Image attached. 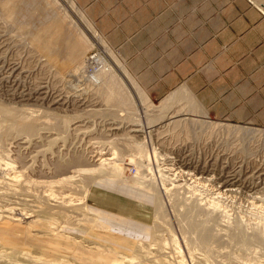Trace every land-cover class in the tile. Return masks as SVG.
<instances>
[{
  "label": "rangeland",
  "instance_id": "374dc122",
  "mask_svg": "<svg viewBox=\"0 0 264 264\" xmlns=\"http://www.w3.org/2000/svg\"><path fill=\"white\" fill-rule=\"evenodd\" d=\"M5 1L6 0H0V5ZM57 1L59 2L58 5L50 7L48 12L47 10L46 12L42 11V7H44L45 3L44 0L17 1L20 5L24 4L23 7L21 5L20 8L22 12L19 10L20 13L17 12L10 19L4 15L0 8V109L5 111H21L22 113L24 112L23 114H26L28 111L33 113L38 112L39 115H41L42 112H52L55 116H58L60 120L69 118L72 126H70V130H68L70 135H64L65 137L63 135L58 136V134L62 132L59 131L58 133L55 131V139H57V141L55 140V145L44 143V145L42 144L43 146L21 145L18 146L19 148L17 144H12V141L8 140L10 143L6 142V145L5 143L3 144L4 146L0 145V162L6 158L12 160L18 154L19 158L22 160L17 159V161H15V157L12 161L17 162L15 166L20 169L23 168L22 165L25 166L24 169H22L24 174L23 180L27 182L28 179L31 178L33 181H40L41 178L39 180L37 177L39 178L42 176L41 172L46 174L49 173L50 175L52 171L54 172L53 168L57 163H65L73 156L85 155V157H89L91 155L93 156V154L94 156H98L100 153L103 154V152L114 149L118 151L115 162L121 165L124 164L122 168L125 169L126 175H113V169L107 167L105 170L107 174L96 173L93 174V177L89 175L92 181V183L88 181L91 183H87L89 187L85 186L83 180L79 178L77 180L79 183L77 186L80 185L83 190L78 187L80 188L78 191L75 189L73 194L69 195H74V198L72 197V199H70H74V202L77 204H80L78 201L81 200L83 206L74 207L75 209L73 210H63L61 208L62 206L56 203L61 202L58 200L50 203L60 208L48 207L42 203L43 201L38 197H41L44 195L45 191H47L42 185L32 183V186H29L28 184L26 186L27 188L29 186V191L27 190L29 192L28 194L27 191H20L21 189L19 187H10L11 189L7 187L8 190L0 180V215L4 207L9 205L8 207L10 208L21 207L24 210L27 208L26 212L33 214L36 220H40L37 221V224L29 225L30 223H27L25 225V223H9L0 218V250L2 252L4 251V253L6 252L5 254L7 256H10L8 264H105L108 261L118 260L121 257L128 258L130 262L128 264H131V261H133L132 264H157L152 259H146L144 251H150L155 256H162L170 263L177 262L178 260H185L184 263L186 264H264L263 247L261 249V246L256 243L246 247L240 244L238 246V244L234 245V243H231L230 239H228L230 234H233V232L240 227L242 230L245 228L244 232L248 235L260 233L264 239V207L262 206L264 203V128L251 125H234L233 123L229 124L230 122L212 121L193 103L177 107L175 105L176 108L172 111L166 110L162 112L160 109L158 110L159 105H155L151 102L153 104L152 108L146 109L147 107H143L145 109L138 112L139 115L137 119L141 121L143 128L145 126V128H149L154 127L153 125L161 126L168 120L169 116L172 114L176 115V120L170 121L169 127H161L160 130L162 133H158L157 136L154 134V137L151 138L153 144H155L154 141L157 139H164L170 140L175 146L171 144L172 148L157 154L156 156L158 157L156 159L153 158L148 160L140 158L135 151H131L132 149H130V145H133L132 142H134L131 136L141 135L146 137V134H131L126 137L127 141H123V143H120L121 141L119 143L114 142V140L119 138L125 131V127L127 126L125 123L128 122V115L123 113L120 109L107 107V104L104 102V95L102 93L100 95L99 91L97 93V90L82 77L83 75H80L82 74L80 73V63H75L70 67L61 69L58 64L56 65L51 61V58H54L62 63L67 58V43L69 40L84 33L93 42L94 48L88 52L85 59L89 60L88 62L91 63L93 62L90 60L91 55H97L96 58L102 55L105 56L118 74L123 77L125 83L135 97H137L136 90L132 87L129 80H127L128 77L126 79L120 69V65L125 66L124 63L109 46L107 48L109 50L111 49V53L116 55L115 57L120 60L119 62H121V64L118 65L111 56L104 52L103 43L106 41L97 31L93 33L87 28L82 20V17L86 19L87 17L77 6L76 2L74 0ZM52 11L53 14H51ZM60 14L68 16L65 33H62L59 37H54L52 54L47 56L38 48L35 49L36 47L31 43L33 42L32 33L34 34L37 29H41V26L53 25V15L56 18L57 16H61ZM105 45H107V43ZM94 66H96V64ZM13 68L22 70L24 74L22 73L20 77L15 76L14 73H12V70H15ZM86 70H88L86 75L88 76L92 74L96 68L89 67ZM133 80L136 82L134 78ZM141 90L144 92L143 89ZM39 91H41L40 94L43 92L47 94V99L44 101L45 103L42 102L43 104L32 100L27 102L15 98L20 93L24 94V92L25 94L31 93L33 96H36ZM52 99H56L54 106L50 103ZM56 102H60V104L65 103L66 106L60 107L56 105ZM25 106L26 108H24ZM34 106L37 109L33 108ZM27 107L31 108L29 109ZM88 111L93 112L91 113ZM195 123H199V125ZM73 124H75V127L76 125L79 127L75 131L76 133L72 131L73 128H75ZM215 124L223 128H217ZM225 126L239 128L242 131L243 129L245 130L241 135L235 136L230 134L231 136H229V134L224 131ZM114 128L117 129L114 131ZM165 130H167V132H164ZM210 130H212V134L215 137H213ZM257 130H259L261 135L263 133V136L260 138L258 136L256 138L253 134H250L252 132H257ZM112 133L114 136H112ZM115 133H117V135H115ZM159 134H161V137H159ZM115 136L116 138H114ZM52 137H54V135H52ZM140 139H143V137H140L139 140ZM239 139L242 141L240 142ZM234 142L237 143L235 144ZM239 143L241 145H239L238 148L237 144ZM156 147L158 148L159 146L156 145ZM37 148L39 149L37 150ZM89 152H93V154ZM6 153L9 155H6ZM111 153L110 151V154ZM32 157H34V159ZM183 157H187L186 160L188 161L191 160L193 162L195 160L196 166L199 164L198 167L200 168L206 167V172H211V175H197L193 165L188 168H186L187 166L184 167L183 164L185 163L182 162ZM23 159L26 161L24 162ZM129 160L132 161V164L129 163ZM22 161L24 164L21 163ZM18 163H21V165ZM181 165L183 168H181ZM166 168H170L171 170L168 171ZM38 170H40V173ZM184 170L190 171L191 174L194 173L195 176L194 174L192 176L184 175L182 173ZM232 171L236 174H241L240 178L242 180L248 179L249 182L248 184L241 185V187H236L237 193L233 192L232 194L228 192V194L226 191L227 188L224 187L223 182L218 179L221 178L222 174L225 175V173ZM213 175L215 176L213 177ZM245 175L248 177L246 178ZM259 175L262 176L258 180L257 177ZM199 177L209 179L212 177V179L211 181L197 180ZM195 180L200 183L194 182ZM203 181H205V183ZM177 184L183 185L182 188L180 187L181 189L178 188V190L176 188L174 189ZM34 185L36 186L30 189V187ZM164 188H173V190L168 192L165 191ZM42 190L43 194L41 193ZM14 191L17 192L15 193ZM34 193L36 195H34ZM5 198H8L7 201ZM38 199H40V202ZM190 202H198L201 204H205L206 202L210 204L214 202L220 205L218 208V210L221 209L220 213H218L220 217L214 212L216 210L212 208L210 210L211 212L213 211L215 215L212 213L213 215L211 214L210 218H208L209 216H200V219L203 221L210 223L212 220L211 225H208L216 228L217 232L218 230H220V232L222 230L221 234H219V238L224 236L223 239H220L219 244H214L210 247L211 251H206L197 243L189 245V241L187 240L189 239V235L183 230L182 213H184L186 209L185 206ZM159 203L162 204L163 207L164 215L162 216L155 212L156 205ZM213 217L216 218L217 222L219 218L221 221L213 223ZM96 220L101 221L103 225H105V229L101 231L95 229ZM244 224L246 225L245 227ZM52 231L55 232V237H52V235L49 236ZM226 232L229 235H227ZM37 233H42L45 236L40 234V238L37 236ZM226 238L228 240H225ZM71 239H76L80 241L81 244ZM139 245L143 247L142 250ZM90 247L94 248V250H90L92 249ZM160 247L161 249L159 250L158 248ZM258 247H260V249ZM14 251L16 252L14 253ZM22 254H29V257L25 260V258H22L24 257ZM33 256L34 258L36 256L38 259L40 258V261L34 263L32 261Z\"/></svg>",
  "mask_w": 264,
  "mask_h": 264
},
{
  "label": "crops",
  "instance_id": "0c3cea01",
  "mask_svg": "<svg viewBox=\"0 0 264 264\" xmlns=\"http://www.w3.org/2000/svg\"><path fill=\"white\" fill-rule=\"evenodd\" d=\"M74 1L152 103L264 128V0Z\"/></svg>",
  "mask_w": 264,
  "mask_h": 264
},
{
  "label": "bare ground",
  "instance_id": "6f19581e",
  "mask_svg": "<svg viewBox=\"0 0 264 264\" xmlns=\"http://www.w3.org/2000/svg\"><path fill=\"white\" fill-rule=\"evenodd\" d=\"M17 1H20V0H6L4 3H1L0 5V8L2 10V12L4 13V15L10 19L11 17H13L17 12H19V10L21 11V5L20 3H18ZM23 2V1H22ZM44 7H42V11L48 12V9L50 7H54V6H57L58 5V1L57 0H44ZM43 4V3H42ZM24 5V4H23ZM22 5V7H23ZM43 6V5H42ZM77 9V8H76ZM75 9V10H76ZM53 10V9H52ZM22 12V11H21ZM56 12V10H55ZM59 12V11H57ZM63 12V11H62ZM20 13V12H19ZM51 14H53V11L51 12ZM58 14V13H57ZM56 14V15H57ZM65 14V13H64ZM55 15V14H54ZM53 15L52 19H53V25L51 26H44L42 27L41 26V29H37L36 32L33 34L32 33V41L31 43H33L34 47H36L35 49H39L43 54H46L47 56L48 55H51V51L53 49V46H54V37H59L62 35V33H65V26H66V20L68 18L67 15H61V16H57L55 18V16ZM18 16V14H17ZM82 20L84 21V23L86 24L87 28L92 31L93 33H95V29L93 27V25L89 22V20H87L85 17H82ZM69 22V21H68ZM70 23V22H69ZM72 23V22H71ZM73 24V23H72ZM69 25V24H68ZM3 27V26H2ZM71 27V26H70ZM69 27V28H70ZM71 30V29H69ZM68 30V31H69ZM67 31V32H68ZM79 32V31H78ZM97 33V32H96ZM67 34V33H66ZM74 34V33H73ZM68 35V34H67ZM66 35V36H67ZM98 36V35H97ZM68 37V36H67ZM76 37V36H75ZM102 39V38H101ZM2 43V42H1ZM103 43V42H102ZM105 43H103V46H104V52H106V54H108L109 56H111L116 63L121 64V62H119L120 60H118L115 56L116 55H113V53H111L112 51H110L107 47L108 45H105ZM16 45V43H15ZM67 47H68V51H67V58L62 62H58L57 60H55L54 58H51V61L53 63H55L56 65L58 64L59 67L61 69H64L65 67H70L72 64H75V63H80V69H81V72L82 74L80 75H83L82 77L84 79H86L87 82H89V84L91 86H93L96 90H97V93L99 91L100 95L101 93L104 95V102L105 104H107V107H114L112 109H120L123 113H125L126 115H128L127 119H128V122H126L125 124H127V126L125 127V131L123 132V134L117 138L116 140H114V142H120V143H123V141H127V138L129 135L131 134H139V133H144L146 134V137L144 136H141V135H132L131 136V139L134 140V142H132L133 145H130V146H127V147H130V149H132L131 151H135L137 153V155L140 156V158H143V159H148V160H151V159H156L158 156H156L157 154H160L162 153L163 151L165 152L166 149H169V148H172L171 147V144L172 142L170 140H164V139H157L154 141L155 144L152 143V137H154L153 135L155 134V136H157L158 133L161 132V127H169V123H171L170 121H175V116L174 114H172L171 116L168 117V120L161 126H156V125H153L154 127H149V128H143V126L141 125V121L137 119L138 115H139V111L140 110H143L145 108L143 107H147L146 109H150L152 108L153 104L151 103V101H149V98L147 97V95L140 89V87L137 85V83L133 80V78L129 75V73L127 72V70L125 69V66L123 65H120V69L122 71V73L124 74V76L128 77V80L130 82V84L132 85V87L136 90L137 92V97H135V95L133 94V92L130 90V88L128 87V85L125 83V80L123 79V77H121L118 72L116 71V69L109 63V61L107 60V58L105 56H99L97 58L94 59L93 62H88L89 60H86L85 57L87 56L88 52L93 48V42L88 38V36H86L84 33H82L81 35H79L78 37L76 38H71L69 40V42L67 43ZM34 51V50H33ZM37 51V50H35ZM39 52V51H38ZM41 53V54H42ZM54 54V53H53ZM14 55V54H13ZM35 55V54H34ZM55 56V55H54ZM3 60V59H2ZM14 61V60H13ZM29 62V61H28ZM6 63V62H5ZM96 64V66H94ZM79 66V65H78ZM94 66L96 68V70L94 72H92V74L87 75V71L86 70L87 68L91 67V68H94L92 67ZM15 70H12L14 73L15 76H21L23 71L20 70V69H16V68H13ZM79 69V68H78ZM33 71V70H32ZM43 71V70H42ZM80 71V70H78ZM6 72V71H5ZM73 72V71H72ZM75 72V70H74ZM9 74V73H8ZM24 74V73H23ZM36 78V77H35ZM44 79V78H43ZM16 80V79H15ZM19 81V80H17ZM39 83V82H38ZM9 84V83H8ZM15 84V83H14ZM36 87V86H35ZM35 89V88H34ZM53 89V88H52ZM51 89V90H52ZM39 90V89H38ZM41 90V88H40ZM44 90V89H43ZM42 91V90H41ZM38 92V94L36 96H33V94L29 93V94H22L20 93L18 96H16L15 98L17 99H20V100H23V101H35V102H41V104H43L42 102L46 101V93L43 92L40 94V92ZM58 91V90H57ZM36 93V92H35ZM7 94V93H6ZM62 95V94H61ZM14 97V95H13ZM14 99V98H13ZM16 99V100H17ZM49 99V98H48ZM171 99V98H170ZM168 99V100H170ZM174 99V98H173ZM19 100V101H20ZM55 100L56 99H52V101H50V103L54 106L55 105ZM49 101V100H48ZM172 101V100H171ZM171 101H168V102H165L161 105H159L158 107V110L160 109V111H169L171 110L172 108H170L172 105H171ZM64 102V101H63ZM73 102V101H72ZM170 102V103H169ZM1 103V102H0ZM22 103V102H21ZM20 103V104H21ZM24 103V102H23ZM45 103V102H44ZM48 103V102H47ZM29 104V103H28ZM31 104V103H30ZM73 104V103H71ZM140 104V105H139ZM176 104V103H175ZM33 105V104H32ZM38 105V104H36ZM56 105L60 106V107H63V106H66L65 103H62L60 104V102H56ZM88 105V103H87ZM31 106V105H30ZM42 106V105H40ZM72 106V105H71ZM75 106V105H74ZM142 106V107H140ZM26 108V106L24 107ZM27 108H31V107H27ZM35 109H37L35 106L33 107ZM32 108V109H33ZM85 109V108H84ZM83 109V110H84ZM87 109V108H86ZM154 109V108H153ZM156 109V108H155ZM49 110V109H48ZM54 110V109H53ZM52 110V111H53ZM56 110V109H55ZM60 111V110H59ZM84 111H87V110H84ZM94 111V110H93ZM93 111H88V112H93ZM102 111V110H101ZM100 111V112H101ZM152 111V110H151ZM155 111V110H154ZM178 111V110H176ZM54 112V111H53ZM68 112V111H67ZM95 112V111H94ZM24 113V112H23ZM21 111H5V110H1L0 109V145H3L5 143L6 145V142L10 143L8 140H11L12 144H17V147L18 146H21V145H28V146H31V145H37V146H43L44 143L46 144H50V145H55V140L57 141V139H55V131H57L59 133V131H61L62 133H59L58 136H61V135H66V136H69L70 133L68 130H70V126H71V120L68 118V119H59L58 116H55L54 113L52 112H42L41 115L38 114V112H27L26 114H23ZM75 113V112H74ZM86 113V112H85ZM98 113V112H96ZM138 113V114H137ZM174 113V112H173ZM64 114V113H63ZM83 114V113H82ZM88 114V113H87ZM116 114V113H115ZM150 114V113H149ZM143 117V116H142ZM154 117V116H153ZM114 118V117H113ZM182 118V117H181ZM123 120V119H122ZM198 121V119H197ZM177 122V121H176ZM195 122V121H194ZM220 122V121H219ZM196 125H199V123H195ZM75 124H73L74 126ZM194 125V124H193ZM195 125V126H196ZM203 125V124H202ZM206 125V124H205ZM78 125H76L75 128H73L72 131H74V133H76L75 131L79 128L77 127ZM113 126V125H112ZM121 126V125H120ZM125 126V125H124ZM209 126H210V123H209ZM214 126V125H213ZM215 126L218 128L220 125H216ZM214 126V127H215ZM72 127V126H71ZM128 127V128H127ZM142 127V128H141ZM199 127V126H197ZM211 127V126H210ZM213 128V127H212ZM219 128H223V127H219ZM115 129L117 128H114V131ZM194 129V128H193ZM200 129V128H198ZM209 129V127H208ZM214 129V128H213ZM63 130V131H62ZM119 130V129H118ZM117 130V132H118ZM185 130V129H184ZM204 130V129H203ZM245 129H243L244 131ZM110 131V130H109ZM120 131V130H119ZM154 131V132H153ZM211 131V134H212V130ZM224 131L226 133L229 134V136L231 135H235V136H238V135H241V133H243V131L239 128H233V127H229V126H225L224 128ZM164 132H167V130H165ZM173 132V130H172ZM204 132V131H202ZM214 132V131H213ZM250 132V131H249ZM162 133V132H161ZM208 133V131H207ZM206 133V134H207ZM219 133V132H218ZM247 133V132H245ZM264 133V132H263ZM263 133L261 135V133L259 132V130H257V132H252L250 134H253L254 137L257 138V136L260 138L261 136H263ZM210 134V135H211ZM231 134V135H230ZM249 134V133H248ZM258 134V135H257ZM52 135H54V137H52ZM115 135H117V133H115ZM161 134H159V137ZM209 135V136H210ZM213 135V134H212ZM216 135V134H215ZM218 135V134H217ZM112 136H114V134L112 133ZM65 137V136H64ZM118 137V136H117ZM140 137H143V139H140ZM158 137V138H159ZM213 137H215L213 135ZM219 137V136H218ZM63 138V137H62ZM116 138V136L114 137ZM236 138V137H235ZM244 138V137H243ZM246 138V136H245ZM249 138V137H248ZM148 139V141H147ZM212 139V138H211ZM242 139V138H241ZM68 140V139H67ZM129 140V139H128ZM207 140V139H205ZM240 140V139H239ZM248 140V139H247ZM130 141V140H129ZM146 141V142H145ZM214 141L216 142V140L214 139ZM242 140H240L241 142ZM245 141V140H244ZM185 142V141H184ZM233 142V141H231ZM127 143V142H126ZM229 143V142H228ZM235 143V142H234ZM237 143V142H236ZM235 143V144H236ZM43 144V145H42ZM125 144V143H124ZM128 144V143H127ZM126 144V145H127ZM206 144V143H205ZM70 145V144H69ZM155 145V146H154ZM156 145H158L159 147L157 148ZM173 145V144H172ZM238 145V148H239V145H241L240 143L237 144ZM248 145V144H247ZM252 145V143H251ZM4 146V145H3ZM175 146V145H173ZM46 147V145H45ZM155 147V148H154ZM230 147V146H229ZM243 147V146H242ZM2 148V147H1ZM19 148V147H18ZM36 148V147H35ZM40 148V147H39ZM37 148V150L39 149ZM184 148V147H183ZM237 148V147H236ZM248 148V147H247ZM128 149V148H127ZM235 149V148H234ZM3 150V149H2ZM60 150V149H59ZM227 150V149H226ZM229 150V149H228ZM231 150L233 151V149L231 148ZM239 150V149H238ZM247 150V149H246ZM245 150V151H246ZM42 151V150H41ZM40 151V152H41ZM46 151V150H44ZM110 151L112 152L110 154ZM110 151L108 152H103V154H99L98 156H94L93 152H89V153H92L93 156H89V157H85V155L83 156H73L71 157V159H69L68 161H66L65 163L63 162L62 164L61 163H57V165L55 166V163H54V172L52 171V173L49 175L46 174V173H42V176H40L39 178L37 177V179L41 180L40 181H33L30 179H28V181H24L23 178H24V174H23V171L22 169H24L25 166L22 165L23 168H18L15 166V163L17 162H14L12 160H14L15 158V161H17V159L19 160V156L18 154L12 159H3L1 160L0 162V180L2 181L3 185L6 186V188H10V187H19L20 189H17V190H20V191H29V186L31 185L32 186V183L34 184H37V185H42L44 186L47 191H45L44 195L43 194V190H42V196L41 197H38V198H41V201H43L42 203H44L46 206L48 207H52V208H57L59 206H55V204H51L50 202H56L57 200L58 201H61V202H56L58 205L62 206L61 208L63 210L65 209H75L76 207H79V206H83L82 205V201L79 200L78 203L80 202V204H77L74 202V199H72V197L74 195H69V194H73L74 190L76 189L78 191V189L82 188L80 187V185L77 186L78 183V179H82L83 180V184L85 186H88L89 184L92 183V181L90 180L89 178V175L91 177H93V174H96V173H106L107 172L105 171L107 169V167L109 168H112L113 169V175H116V176H123V174H125V169L122 168V166L124 165H121V164H117L115 161L117 159V152L116 150L114 149H111ZM225 151V150H224ZM230 151V150H229ZM17 152V151H15ZM247 152V151H246ZM1 153V152H0ZM35 153V152H34ZM99 153V152H98ZM96 153V154H98ZM227 153V152H226ZM249 153V152H248ZM8 153H6L7 155ZM29 154V153H28ZM180 154V153H179ZM240 154V153H239ZM247 154V153H246ZM9 155V154H8ZM43 155V154H41ZM59 155V153H58ZM171 155V153H170ZM222 155V154H221ZM18 156V157H17ZM28 156V155H27ZM112 156V157H111ZM152 156V157H151ZM178 156V155H177ZM180 156V155H179ZM9 157V156H8ZM11 157V156H10ZM38 157V156H37ZM48 157V156H47ZM52 157V156H50ZM98 157V158H97ZM249 157V156H248ZM34 159V157H32ZM180 158V157H179ZM182 158V157H181ZM187 157H183V160L182 162L185 163L183 164V166H187L186 168L190 167L193 165L194 169H195V173L197 175L201 174L202 175H206V174H210L208 171L206 172V167H203V168H200L198 166H196V162H189L188 160H186ZM193 158V157H192ZM240 158V157H239ZM25 159V158H24ZM23 159V160H24ZM171 159V158H170ZM191 159V158H190ZM243 159V158H242ZM22 160V159H20ZM49 160V159H48ZM55 160V159H54ZM26 160H24L25 162ZM39 161V160H38ZM52 161V160H51ZM130 161V162H129ZM128 162L132 164V161L129 160ZM24 162L22 161L21 163L24 164ZM42 162V161H41ZM127 162V163H128ZM181 162V163H182ZM21 163H18L21 165ZM28 163V162H27ZM200 163V162H198ZM41 164V163H39ZM45 164V162H44ZM52 164V163H51ZM134 164V163H133ZM248 164V163H247ZM27 165V164H25ZM29 165V163H28ZM204 165V164H203ZM30 166V165H29ZM40 166V165H39ZM206 166V165H204ZM241 166V165H240ZM253 166V165H252ZM257 166V165H256ZM21 167V166H20ZM33 167V166H32ZM53 167V166H52ZM40 168V167H39ZM181 168L182 165H181ZM231 168V167H230ZM234 168V167H233ZM29 169V168H28ZM34 169V168H33ZM41 169V168H40ZM248 169V168H247ZM30 170V169H29ZM46 170V169H45ZM165 170V169H164ZM166 170H171L170 168H166ZM208 170V169H207ZM39 173H40V170H38ZM42 171V169H41ZM105 171V172H104ZM213 171V170H212ZM251 171V170H250ZM253 171V170H252ZM28 172V171H27ZM48 172V171H47ZM216 172V171H215ZM33 173V172H32ZM110 173V172H109ZM108 173V174H109ZM184 175H187V176H192L193 174H191L190 171H185L182 172ZM217 173V172H216ZM235 172H227L225 173V175L222 174L221 178L218 179L219 181L223 182V186L226 187V191L227 193L231 192L233 194V192H236V187L240 186L241 185H244V184H248L249 180H242L240 178L241 174H234ZM29 174V173H28ZM31 174V173H30ZM99 174V175H100ZM110 174V175H112ZM138 174V173H137ZM38 175V174H37ZM40 175V174H39ZM49 175V176H48ZM126 175V174H125ZM211 175V174H210ZM27 176V175H26ZM29 176V175H28ZM35 176V175H34ZM195 176V174H194ZM215 175H213L214 177ZM244 176V175H243ZM253 176V175H252ZM256 176V175H254ZM262 175H259L257 178L259 180V178L261 177ZM36 177V176H35ZM83 177V178H82ZM142 177V176H141ZM246 177V175H245ZM248 177V176H247ZM246 177V178H247ZM123 178V177H122ZM198 178V177H197ZM196 178V179H197ZM36 179V178H34ZM57 179V180H56ZM92 179V178H91ZM193 179V178H192ZM191 179V180H192ZM212 177L209 179V178H203V177H199V179L197 180H205V181H211ZM244 179V178H243ZM90 181V182H88ZM205 181H203L205 183ZM263 181V180H262ZM196 182V180L194 181ZM198 184L200 183L199 181H197ZM196 182V183H197ZM1 183V182H0ZM202 183V181H201ZM29 184L28 188L26 187L27 185ZM208 185V184H207ZM252 185V184H251ZM2 186V185H1ZM36 185H34L33 187H30V189L34 188ZM82 186V185H81ZM91 186V185H90ZM183 185H178L174 187V189L176 188L178 190V188H182ZM41 187V186H39ZM74 187V188H73ZM80 187V188H78ZM189 187V186H188ZM7 188V189H8ZM38 188V187H37ZM180 188V189H181ZM229 188V189H228ZM236 188V189H235ZM4 189V188H3ZM11 189V188H10ZM14 189V188H13ZM85 189V188H84ZM240 189V188H239ZM9 190V189H8ZM16 190V189H15ZM83 190V188L81 189ZM165 191H172L173 188H164ZM247 190V189H246ZM13 191V190H12ZM27 191V192H28ZM34 191V190H33ZM250 191V190H249ZM15 192V191H14ZM17 192V191H16ZM15 192V193H16ZM37 192V191H36ZM238 192V191H237ZM236 192V193H237ZM254 192V191H253ZM261 192V191H260ZM9 193V192H8ZM77 193V192H75ZM74 193V194H75ZM226 193V192H225ZM228 193V194H229ZM262 193V192H261ZM5 194V193H3ZM19 194V192H18ZM21 194V193H20ZM26 194V193H25ZM29 194V192H28ZM31 194V193H30ZM33 194V193H32ZM39 194V193H38ZM13 195V193H12ZM16 195V194H15ZM34 195H36L34 193ZM32 195V196H34ZM186 195V194H185ZM193 195V194H192ZM251 195V194H250ZM6 196V195H5ZM11 196V195H10ZM25 196V195H24ZM39 196V195H38ZM194 196V195H193ZM219 196V195H218ZM229 196V195H228ZM241 196V195H240ZM253 196V194H252ZM12 197V196H11ZM232 197V196H231ZM249 197V195H248ZM71 198V199H70ZM74 198V197H73ZM254 198V196H253ZM256 198V197H255ZM262 198V197H261ZM6 199V198H5ZM8 199V198H7ZM6 199V201H7ZM197 199V198H196ZM206 199V198H205ZM250 199V198H249ZM263 199V198H262ZM26 200V199H25ZM39 202H40V199H38ZM83 200V199H82ZM190 200V199H189ZM188 200V201H189ZM216 200V199H215ZM255 200V199H254ZM261 200V199H260ZM259 200V201H260ZM264 200V199H263ZM28 201V200H27ZM194 201V200H193ZM197 201V200H196ZM205 201V200H204ZM249 202V201H248ZM251 202V201H250ZM253 202V201H252ZM264 202V201H263ZM34 203V202H33ZM85 203V202H84ZM255 203V202H254ZM254 203H251V204H254ZM51 204V205H50ZM178 204V203H177ZM184 204V203H183ZM187 204V203H186ZM250 204V205H251ZM261 205V204H260ZM7 206V205H6ZM9 206V205H8ZM4 207L3 211L1 212V215H0V218L1 219H4L6 221H8L9 223L10 222H14V223H25V225L27 223H30L29 225L31 224H37V221L39 220H36L35 216L33 214H29L28 212H26L27 208L24 210L22 209L21 207H13V208H10V207ZM30 206V205H29ZM183 206V205H182ZM256 206V205H255ZM259 206V205H258ZM264 207V203L262 205ZM39 207V206H38ZM75 207V208H74ZM186 209L184 211V213H182V224H183V230L184 232L189 235V239H187L189 241V245H194V244H198L200 247H202L203 249H205L206 251H211V246L214 245V244H219L220 243V235L221 232L220 230H218L217 232V229L214 228L213 226L211 227V221L210 223L207 222V221H203L202 219H200V216L204 215V216H209L208 218H210V215L213 213V211L211 212V208L213 210H216L214 211L215 213H220L221 209L218 210V208L220 207L219 204H215L214 202L213 203H189L187 204L186 206ZM261 207V206H260ZM60 208V207H59ZM58 208V209H59ZM44 209V208H42ZM264 209V208H263ZM52 210V209H51ZM178 210V209H177ZM182 210V209H181ZM224 210V209H223ZM33 211V210H32ZM166 211V210H165ZM37 212V211H36ZM41 212V211H39ZM48 212V211H47ZM155 212L158 214V215H164L163 213V207H162V204H157L156 205V208H155ZM224 212V211H223ZM226 212V211H225ZM54 214V213H53ZM166 214V213H165ZM214 214V213H213ZM212 214V215H213ZM227 214V213H225ZM55 215V214H54ZM61 215V214H60ZM215 215V214H214ZM181 217V216H180ZM217 217V216H215ZM218 217H220V215L218 214ZM238 218V217H236ZM0 219V220H1ZM86 219V218H85ZM215 219V220H214ZM247 219V218H246ZM264 219V218H263ZM36 220V221H35ZM91 220V219H90ZM209 220V219H208ZM218 220V218H217ZM238 220V219H237ZM5 221V222H6ZM40 221V220H39ZM170 221V220H169ZM213 223H218L220 222V218L218 220V222L216 221V218L213 217ZM92 222V221H91ZM94 222V221H93ZM96 226L94 227L95 229H98V230H103L105 229V225H103V223L101 221H97L96 220ZM234 222V221H233ZM238 222V221H237ZM244 222V221H242ZM247 222V221H246ZM39 224V223H38ZM210 224V225H208ZM233 224V223H232ZM17 225V224H15ZM19 225V224H18ZM216 225V224H215ZM240 225V223H239ZM263 225V224H262ZM261 225V226H262ZM170 226V225H169ZM221 226V225H220ZM223 226V224H222ZM232 226V225H231ZM246 225L244 224V227ZM257 226V225H256ZM260 226V227H261ZM264 226V225H263ZM224 227V226H223ZM240 227V226H238ZM64 228V227H63ZM219 228V227H218ZM226 228V227H225ZM235 228V227H234ZM94 229V230H95ZM245 229V228H244ZM244 229L242 230V228H237V230H235V232H233V234L231 233L230 234V237L228 239H230V242L231 243H234V245L239 244L240 245H243V247H246V246H249L253 243H256L258 244L259 246H261V249L263 247L264 249V239H263V236L260 234V233H255V234H252V235H248L244 232ZM262 229V228H261ZM232 230V228H231ZM108 231V230H107ZM255 231V230H254ZM263 231V230H261ZM42 232V231H41ZM57 232V231H56ZM59 232V231H58ZM228 232V231H227ZM226 232V233H227ZM232 232V231H231ZM230 233V232H229ZM250 233V232H249ZM42 234V233H37V236L40 237L39 235ZM60 234V233H58ZM44 235V234H42ZM52 237H55V232L52 231V233L49 234V236ZM57 235V233H56ZM226 235V234H225ZM227 235H229L227 233ZM45 236V235H44ZM48 236V235H46ZM62 236V235H60ZM158 236V235H157ZM64 237V236H63ZM67 237V236H66ZM41 238V237H40ZM65 238V237H64ZM71 238V237H70ZM158 238V237H157ZM225 239V240H228V239ZM69 239V238H68ZM71 240H75L77 241L76 239H71ZM163 241V240H162ZM175 241V240H174ZM173 241V242H174ZM153 242V241H152ZM76 243V242H75ZM77 243L81 244L80 241H77ZM154 243V242H153ZM227 243V242H226ZM225 243V244H226ZM166 244V243H165ZM172 244V243H171ZM186 244V243H185ZM229 244V243H228ZM92 245V244H91ZM222 245V244H220ZM138 246V245H137ZM140 246V249L142 250V246ZM219 246V245H218ZM230 246V245H229ZM233 246V245H232ZM255 246V245H254ZM93 247V246H92ZM90 247V248H92ZM152 247V246H151ZM150 247V248H151ZM191 247V246H190ZM228 247V245H227ZM256 247V246H255ZM99 248V247H98ZM220 248V247H219ZM241 248V247H240ZM254 248V247H253ZM260 249V247H258ZM87 249V248H86ZM97 249V248H96ZM102 249V248H101ZM111 249V248H110ZM159 250L161 249L158 248ZM167 249V248H166ZM180 249V248H179ZM200 249V248H199ZM243 249V248H242ZM90 250H94V248L90 249ZM137 250V249H136ZM214 250V249H213ZM230 250V249H229ZM248 250V249H247ZM250 250V249H249ZM26 251V250H25ZM96 251V250H95ZM138 251V250H137ZM197 251V250H196ZM219 251V250H218ZM16 251H14L15 253ZM27 252V251H26ZM142 252V251H141ZM6 253V252H5ZM4 253V251L2 252L0 250V264H8V260H10V256H7L6 254ZM24 253V252H23ZM145 253V258L146 259H152L155 263L157 264H186L184 263L185 260L183 261H177V262H174V263H170L169 261H167L166 259H164L162 256H155L153 253H151L150 251H144ZM167 253V252H166ZM180 253V252H179ZM13 254V253H12ZM20 254V253H19ZM17 254V255H19ZM31 254V253H30ZM23 255V254H22ZM24 257L22 258H28L29 257V254H24L23 255ZM45 256V255H44ZM43 256V257H44ZM31 257V255H30ZM37 257V256H36ZM34 258L33 256V262H39L40 261V258L38 259L37 258ZM180 257V256H179ZM182 257V256H181ZM225 257V256H224ZM46 258V257H45ZM43 258V259H45ZM133 258V257H132ZM177 258V257H176ZM192 258V257H191ZM260 258V257H259ZM42 259V258H41ZM183 259V258H182ZM236 259V258H235ZM239 259V258H237ZM29 260V259H28ZM48 260V259H47ZM46 260V261H47ZM129 259L128 258H125V257H121L119 258L118 260H112L111 262L108 261L106 262L105 264H128L130 263L128 261ZM131 260V259H130ZM134 260V259H133ZM31 261V259H30ZM224 261V260H223ZM216 262V261H215ZM260 262V261H259ZM70 263V262H69ZM72 263V262H71ZM104 263V262H103ZM133 263V261H131V264ZM217 263V262H216ZM12 264V263H10Z\"/></svg>",
  "mask_w": 264,
  "mask_h": 264
},
{
  "label": "built area",
  "instance_id": "2783aa9c",
  "mask_svg": "<svg viewBox=\"0 0 264 264\" xmlns=\"http://www.w3.org/2000/svg\"><path fill=\"white\" fill-rule=\"evenodd\" d=\"M96 56H97V55H91V56H90V60H91V61H94V58H96Z\"/></svg>",
  "mask_w": 264,
  "mask_h": 264
}]
</instances>
